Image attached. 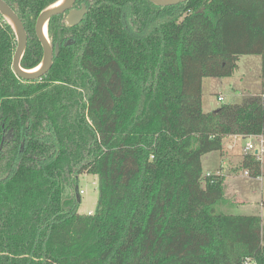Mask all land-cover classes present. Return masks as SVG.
<instances>
[{
  "label": "trees",
  "instance_id": "16d2710c",
  "mask_svg": "<svg viewBox=\"0 0 264 264\" xmlns=\"http://www.w3.org/2000/svg\"><path fill=\"white\" fill-rule=\"evenodd\" d=\"M18 1L20 63H37L34 18L55 0ZM56 20L51 41L75 42L34 82L0 27V264H264L261 216L216 211L223 177L202 175L224 138L264 133V0H89L72 32ZM243 54L261 56L260 93L205 112L203 77ZM239 167L262 174L251 153ZM83 172L99 181L93 213L78 212Z\"/></svg>",
  "mask_w": 264,
  "mask_h": 264
},
{
  "label": "rangeland",
  "instance_id": "374dc122",
  "mask_svg": "<svg viewBox=\"0 0 264 264\" xmlns=\"http://www.w3.org/2000/svg\"><path fill=\"white\" fill-rule=\"evenodd\" d=\"M262 59L257 54L238 57L237 67L228 76L203 77L201 103L205 112L215 110L222 103H237L251 95H257L262 87ZM218 96L222 99L219 100ZM229 141V140H228ZM245 139L230 140L220 151L206 153L202 158V175L218 173L223 177V197L216 211L226 214L259 215L264 223V157L261 160L262 174L251 177L239 167ZM229 171V174H225ZM80 197L79 213H93L96 207L99 181L95 174L80 173L75 179ZM264 226V225H263Z\"/></svg>",
  "mask_w": 264,
  "mask_h": 264
},
{
  "label": "water",
  "instance_id": "95a60500",
  "mask_svg": "<svg viewBox=\"0 0 264 264\" xmlns=\"http://www.w3.org/2000/svg\"><path fill=\"white\" fill-rule=\"evenodd\" d=\"M74 1L75 0H55L40 11L35 23V33L42 46L43 55L38 64L30 68H25L21 66L20 60L25 52L27 45L26 31L17 14L4 1L0 0V14L12 28L16 39V47L11 64L12 71L15 73L16 76L25 80H35L41 78L49 70L53 61V56L58 54L59 46L56 45L55 50L52 49L47 31L48 21L51 16L70 9ZM149 1L157 6H168L184 2L186 0ZM85 11V8H83V10L78 13H75L74 10H70L67 16L68 23L74 24L78 22ZM226 141L227 138H224L222 140V143L224 144ZM75 193L77 199L80 200L76 187Z\"/></svg>",
  "mask_w": 264,
  "mask_h": 264
},
{
  "label": "flooded vegetation",
  "instance_id": "af4514ba",
  "mask_svg": "<svg viewBox=\"0 0 264 264\" xmlns=\"http://www.w3.org/2000/svg\"><path fill=\"white\" fill-rule=\"evenodd\" d=\"M2 1H4L16 14H17V16L19 17V19L21 20V22H22V19H21V15L23 16L24 15V13L23 12H21V11H19L18 9H19V1L18 0H2ZM83 8H85V12L83 13V15H82V17H81V19L78 21V22H76V23H74V24H69L68 23V21H67V16H68V14H69V11L70 10H74V12L75 13H78V12H80V11H82L83 10ZM88 9H89V0H75L74 1V3L72 4V6H71V8L70 9H68V10H66V11H64V12H62V13H58V14H55V15H53V16H58V20H56V21H60V23H64V25L67 27V28H69V29H71L70 31L72 32L73 30H75L77 27H79V25H81V23H82V21L84 20V18H85V15L87 14V12H88ZM41 11V10H40ZM40 11L36 14V16H35V18H34V24H33V31H34V36H36V33H35V23H36V19H37V16H38V14L40 13ZM73 12V13H74ZM19 13H20V15H19ZM53 16H51V18L53 17ZM50 18V19H51ZM31 19H33V16H31ZM50 19H49V21H50ZM49 21H48V26H49ZM6 24H8L6 21H5V19L2 17V15L0 14V27L1 28H5L6 27ZM22 24H23V22H22ZM9 25V24H8ZM10 26V25H9ZM11 28V27H10ZM12 29V28H11ZM28 29V28H27ZM13 31V30H12ZM48 37H49V39H50V37H51V35H49L50 33H49V27H48ZM13 34H14V32H13ZM27 34V33H26ZM36 38H37V36H36ZM51 38H53V37H51ZM28 40H29V37H28V35H27V44H28ZM37 40H38V38H37ZM39 41V40H38ZM75 42V39L74 38H67V39H65L61 44H60V42L58 41V40H53L52 39V41H51V39H50V43H51V46H52V49L53 50H55V46L56 45H58L59 46V51H60V47H61V45H63V46H66V45H69V44H72V43H74ZM13 43H14V47H13V52H12V57H13V54H14V51H15V47H16V39H15V35H14V38H13ZM40 43V42H39ZM40 46H41V44H40ZM26 48H27V45H26ZM41 49H42V46H41ZM25 51H26V49H25ZM59 51H58V53H59ZM25 53V52H24ZM42 55H43V49H42ZM42 55H41V58H42ZM58 55V54H57ZM57 55H54L53 56V59H54V57L55 56H57ZM23 56H24V54H23ZM23 56H22V58H23ZM12 57H11V63H10V68H11V70H12V66H11V64H12ZM22 58H21V60H22ZM41 60V59H40ZM39 60V61H40ZM39 61L37 62V63H28V62H24V63H22V67H25V68H30V67H33V66H35L36 64H38L39 63ZM52 63H53V61H52ZM21 64V63H20ZM52 65V64H51ZM15 74V73H14ZM18 77V76H17ZM19 78V77H18ZM21 80H23V81H29V82H34V81H39V79H35V80H25V79H22V78H20Z\"/></svg>",
  "mask_w": 264,
  "mask_h": 264
},
{
  "label": "built area",
  "instance_id": "2783aa9c",
  "mask_svg": "<svg viewBox=\"0 0 264 264\" xmlns=\"http://www.w3.org/2000/svg\"><path fill=\"white\" fill-rule=\"evenodd\" d=\"M218 99L221 100L222 97L218 96ZM245 139L244 144V151L247 153L253 154L256 159L262 160L264 157V133H255V134H233L229 137H227V141L224 143L225 145H228V148L231 147L229 144L230 140H242ZM229 140V141H228ZM244 152V153H245ZM218 173V172H216ZM245 174H248V170H244ZM209 173H205L204 175H209ZM243 264H257L254 258H246L243 261Z\"/></svg>",
  "mask_w": 264,
  "mask_h": 264
},
{
  "label": "crops",
  "instance_id": "0c3cea01",
  "mask_svg": "<svg viewBox=\"0 0 264 264\" xmlns=\"http://www.w3.org/2000/svg\"><path fill=\"white\" fill-rule=\"evenodd\" d=\"M204 155H205V154H204ZM204 155L202 156V158L204 157ZM240 161H241V159H240ZM240 161H239V162H240ZM216 172H218V170H216ZM225 174H226V175L229 174V171H226ZM262 223H263V222H262ZM263 225H264V223H263Z\"/></svg>",
  "mask_w": 264,
  "mask_h": 264
}]
</instances>
